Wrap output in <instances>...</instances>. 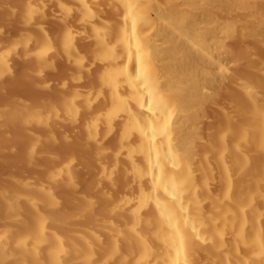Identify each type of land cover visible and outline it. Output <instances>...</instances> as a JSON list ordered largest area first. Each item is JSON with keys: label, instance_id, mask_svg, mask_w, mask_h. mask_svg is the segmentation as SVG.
<instances>
[{"label": "bare ground", "instance_id": "bare-ground-1", "mask_svg": "<svg viewBox=\"0 0 264 264\" xmlns=\"http://www.w3.org/2000/svg\"><path fill=\"white\" fill-rule=\"evenodd\" d=\"M45 1L21 24L48 46L22 52L42 49L36 77L98 82L42 125L75 132L58 150L93 144L98 200L74 183L88 162L62 163L56 183L85 204L58 236L43 226L54 190L4 191L0 264H264V0H67L87 15ZM46 91L45 103L66 97ZM24 208L29 219L16 217Z\"/></svg>", "mask_w": 264, "mask_h": 264}, {"label": "rangeland", "instance_id": "rangeland-1", "mask_svg": "<svg viewBox=\"0 0 264 264\" xmlns=\"http://www.w3.org/2000/svg\"><path fill=\"white\" fill-rule=\"evenodd\" d=\"M44 4L45 0H0V195L4 191L10 194L13 190H26L23 184L27 182L48 186L47 189L54 190V194L49 201L50 207L43 215L49 214L54 221L47 218L43 226L45 229H51L56 235L63 236L70 234L67 223L76 213V204H85L83 198L76 200L74 204L71 203L70 190L75 188L76 182L78 190H85L84 198L98 200L97 195L87 190H93L91 186L96 181L100 166L93 153L95 148L93 144L87 152L82 149L64 152L55 147L57 143L64 141L63 134H67L70 140L75 138L72 128L63 131L51 128L48 131L42 125L56 121L55 114L61 113L64 103L70 96L96 89L99 84L96 80L88 79L74 82L64 73L51 75L46 79L32 75L37 71L35 59L42 53V49L34 50L30 52V57H25L22 52L24 45L33 47L35 43L46 47L47 39L40 30L23 26L21 22L31 17L36 19ZM47 5L53 14H56L63 5L70 6L77 14L83 12L67 0H52ZM95 13L100 12L93 10L91 15ZM83 14L87 15L85 12ZM55 38L59 42L58 34ZM230 46L235 51L239 50V45L235 42H231ZM247 47L250 49L255 46L247 41ZM57 50L60 54V48ZM74 59L76 63H82L81 65L89 61L84 53ZM62 65L63 61H52L46 68L51 66L61 68ZM22 71H27V74L24 75ZM13 80L16 81L15 84H11ZM63 85H67L69 91H65ZM47 88L65 92L66 97L62 100L56 99L51 104L42 102L46 97ZM84 115L85 113L79 112L75 117L80 121ZM27 122L31 123L29 127H26ZM79 132L82 137L86 135L83 127L79 128ZM82 160L88 162L89 169L86 174L80 173L82 170H79L74 183L67 184L63 179L56 183V174L62 163L75 162L76 165L82 164ZM105 189L110 188L106 186ZM26 211V208L17 210L16 217L29 219L30 215ZM9 216L6 207L0 204V219L6 220ZM5 224L1 226L0 222L2 242L6 240L3 230Z\"/></svg>", "mask_w": 264, "mask_h": 264}]
</instances>
